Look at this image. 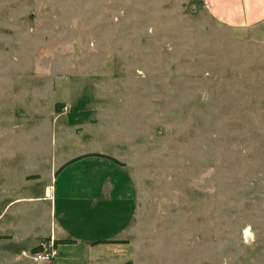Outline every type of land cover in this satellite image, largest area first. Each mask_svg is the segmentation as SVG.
<instances>
[{
    "label": "rangeland",
    "instance_id": "obj_1",
    "mask_svg": "<svg viewBox=\"0 0 264 264\" xmlns=\"http://www.w3.org/2000/svg\"><path fill=\"white\" fill-rule=\"evenodd\" d=\"M86 153L122 164L65 167L66 242H37L45 202L8 203ZM0 213V264H264V25L203 0H0Z\"/></svg>",
    "mask_w": 264,
    "mask_h": 264
},
{
    "label": "crops",
    "instance_id": "obj_2",
    "mask_svg": "<svg viewBox=\"0 0 264 264\" xmlns=\"http://www.w3.org/2000/svg\"><path fill=\"white\" fill-rule=\"evenodd\" d=\"M203 2L206 5L209 13L220 23L239 29L253 28L259 25H264V0H203ZM87 158L88 160H90V158L93 159L95 158V156H89ZM83 160H87V159H83ZM105 160L108 159L105 158ZM63 164H60L58 166L54 165V167L50 169L51 181L50 183L45 185V192L43 196L41 197H34L31 195L16 196L13 200H11L8 203L10 204L12 202L23 199L29 200L32 203L45 202L43 206L46 208L47 213L50 214V218H52L51 219L52 223L49 233L45 232V235H35L34 237L32 236V238L36 239L37 242L40 238H48L49 236H51L55 240H64L60 238V236H58V235H65L66 231L63 228L62 220L60 219L61 213L59 212V209L57 207L58 204L56 202L57 200H56V188H55L57 175L59 176L61 171L69 165L68 164L65 167L61 168ZM23 175L24 174L21 173L20 175H18V177L22 179L24 182L29 181L28 183L29 186L32 180H38L40 178V175H35L34 177L29 176L27 178L23 177ZM81 186L85 191H87L88 189H95L92 187V184L91 187H89L90 185L87 183L81 184ZM104 189H106V186L104 187ZM93 192H94L93 194L86 193L87 198L93 199L94 197V199H97L96 196L98 195L96 189L95 191L93 190ZM99 240H106V239H99Z\"/></svg>",
    "mask_w": 264,
    "mask_h": 264
},
{
    "label": "trees",
    "instance_id": "obj_3",
    "mask_svg": "<svg viewBox=\"0 0 264 264\" xmlns=\"http://www.w3.org/2000/svg\"><path fill=\"white\" fill-rule=\"evenodd\" d=\"M88 156H99V157H103V158H106V159H108V160H110V161L116 163V164L119 165V166L122 164V163H120L118 160H116L115 158H113V157H111V156H109V155H105V154H101V153H86V154H83V155H80V156H77V157H74V158L68 160L67 162H65V163L61 166V168L65 167L66 165H68V164H70V163H72V162H74V161H77V160H79V159H81V158H85V157H88ZM61 168H60V169H61ZM64 242H66V240H54V241H53V244H54V245H57V244H59V243H64ZM107 242H108V241H106V240H97V241H94L93 244H100V243H107ZM110 242H111V241H110ZM113 242H115V241H113ZM39 249H40V247H36V248L32 249L31 251H32V253H34V252L38 251Z\"/></svg>",
    "mask_w": 264,
    "mask_h": 264
},
{
    "label": "built area",
    "instance_id": "obj_4",
    "mask_svg": "<svg viewBox=\"0 0 264 264\" xmlns=\"http://www.w3.org/2000/svg\"><path fill=\"white\" fill-rule=\"evenodd\" d=\"M42 248L32 253V257L36 262H47L54 258L56 250L52 247L51 243L48 246L41 244Z\"/></svg>",
    "mask_w": 264,
    "mask_h": 264
}]
</instances>
